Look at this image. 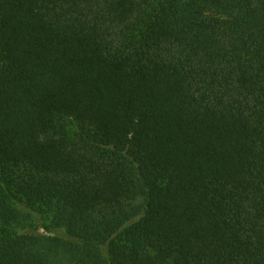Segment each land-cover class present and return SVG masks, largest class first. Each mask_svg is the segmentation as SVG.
<instances>
[{
  "label": "trees",
  "instance_id": "trees-1",
  "mask_svg": "<svg viewBox=\"0 0 264 264\" xmlns=\"http://www.w3.org/2000/svg\"><path fill=\"white\" fill-rule=\"evenodd\" d=\"M0 264H264V0H0Z\"/></svg>",
  "mask_w": 264,
  "mask_h": 264
},
{
  "label": "rangeland",
  "instance_id": "rangeland-1",
  "mask_svg": "<svg viewBox=\"0 0 264 264\" xmlns=\"http://www.w3.org/2000/svg\"><path fill=\"white\" fill-rule=\"evenodd\" d=\"M37 225L38 232L43 235H48V236H55V237H60V238H68L67 232L65 229H52V228H46L44 225V222L40 220L39 217H34ZM107 249H103L104 255L107 256Z\"/></svg>",
  "mask_w": 264,
  "mask_h": 264
}]
</instances>
